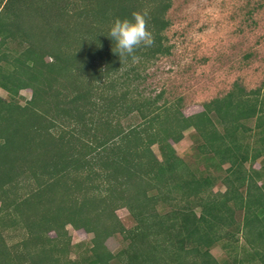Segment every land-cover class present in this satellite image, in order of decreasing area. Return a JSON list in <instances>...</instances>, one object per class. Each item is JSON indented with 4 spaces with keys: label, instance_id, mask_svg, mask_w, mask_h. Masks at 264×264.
<instances>
[{
    "label": "trees",
    "instance_id": "16d2710c",
    "mask_svg": "<svg viewBox=\"0 0 264 264\" xmlns=\"http://www.w3.org/2000/svg\"><path fill=\"white\" fill-rule=\"evenodd\" d=\"M170 3L0 0V264H264V90L234 82L189 116L157 105L162 92L134 98L133 64L169 54ZM134 12L155 41L138 62L108 37ZM188 129L187 163L171 143ZM66 226L88 243L71 245Z\"/></svg>",
    "mask_w": 264,
    "mask_h": 264
},
{
    "label": "rangeland",
    "instance_id": "374dc122",
    "mask_svg": "<svg viewBox=\"0 0 264 264\" xmlns=\"http://www.w3.org/2000/svg\"><path fill=\"white\" fill-rule=\"evenodd\" d=\"M165 18L169 25L162 35L169 54L143 65L133 64L139 78L132 86L140 94L134 98H152L162 92L157 105L179 101L182 115L189 116L201 111L202 103L223 96L234 82L246 90H264V0H171ZM29 96L28 90L19 91L18 102L23 104ZM0 97L6 99L1 89ZM129 117L121 118L119 123L130 124ZM134 123H139L136 117ZM192 133L188 129L178 143H171L176 155L187 163L193 153ZM151 151L158 157L155 145ZM253 167L258 169L259 162ZM213 191L223 188L216 184ZM115 214L124 228L133 225L124 209ZM65 229L71 245L88 243L90 235L69 226ZM17 239L7 234L8 243ZM105 246L115 252L120 237L107 239ZM210 253L217 261L225 258L219 246ZM69 256L74 257L73 253Z\"/></svg>",
    "mask_w": 264,
    "mask_h": 264
},
{
    "label": "clouds",
    "instance_id": "9594fccd",
    "mask_svg": "<svg viewBox=\"0 0 264 264\" xmlns=\"http://www.w3.org/2000/svg\"><path fill=\"white\" fill-rule=\"evenodd\" d=\"M108 37L114 42V53L119 58H130L138 62L140 57L136 52L141 47H151L154 44V37L148 30L145 14L132 13L131 19L116 18L109 29Z\"/></svg>",
    "mask_w": 264,
    "mask_h": 264
}]
</instances>
